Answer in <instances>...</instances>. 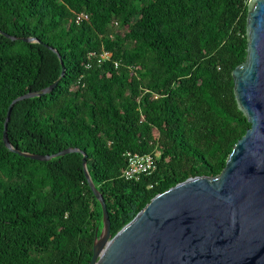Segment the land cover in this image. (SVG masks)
I'll use <instances>...</instances> for the list:
<instances>
[{
    "label": "trees",
    "instance_id": "16d2710c",
    "mask_svg": "<svg viewBox=\"0 0 264 264\" xmlns=\"http://www.w3.org/2000/svg\"><path fill=\"white\" fill-rule=\"evenodd\" d=\"M249 0H0V264H89L102 209L111 235L157 194L216 176L250 126L232 70L247 54ZM88 20L75 23L76 14ZM117 25H114V24ZM110 51L98 64L91 51ZM157 155L149 175L125 179V154Z\"/></svg>",
    "mask_w": 264,
    "mask_h": 264
},
{
    "label": "water",
    "instance_id": "95a60500",
    "mask_svg": "<svg viewBox=\"0 0 264 264\" xmlns=\"http://www.w3.org/2000/svg\"><path fill=\"white\" fill-rule=\"evenodd\" d=\"M246 19L247 54L232 70L233 93L250 126L235 143L216 176H194L155 195L115 235L102 194L87 170L86 153L75 147L52 155L14 148L7 125L15 103L51 92L64 76L39 92H28L8 106L3 129L7 149L24 157L48 161L82 153L89 187L102 209L89 264H264V0H249ZM6 37L38 42L34 37Z\"/></svg>",
    "mask_w": 264,
    "mask_h": 264
},
{
    "label": "built area",
    "instance_id": "2783aa9c",
    "mask_svg": "<svg viewBox=\"0 0 264 264\" xmlns=\"http://www.w3.org/2000/svg\"><path fill=\"white\" fill-rule=\"evenodd\" d=\"M89 16L86 13H79L75 15L74 22L79 23L83 20H88ZM114 25H117L116 23ZM112 57L110 51H91L87 54L86 67H90V61H96L98 64L109 60ZM127 166L122 170V177L125 179H138L141 175H149L156 170L157 155L152 154H137L127 152L125 154Z\"/></svg>",
    "mask_w": 264,
    "mask_h": 264
}]
</instances>
